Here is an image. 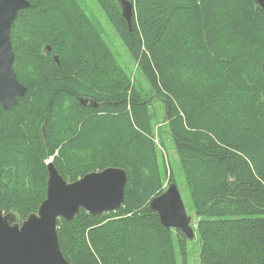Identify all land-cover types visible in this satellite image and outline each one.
<instances>
[{
    "label": "trees",
    "instance_id": "obj_1",
    "mask_svg": "<svg viewBox=\"0 0 264 264\" xmlns=\"http://www.w3.org/2000/svg\"><path fill=\"white\" fill-rule=\"evenodd\" d=\"M27 1L10 30L26 92L11 109L0 105V209L18 222L37 211L49 158L69 182L120 167L127 182L116 211L80 208L57 221L63 256L69 264H188L187 237L148 206L165 189L155 97L196 215L198 264H264V7L129 0V29L116 0H95L154 91L146 97L77 0ZM81 96L98 107L80 105ZM170 183L178 185L174 173Z\"/></svg>",
    "mask_w": 264,
    "mask_h": 264
},
{
    "label": "water",
    "instance_id": "obj_2",
    "mask_svg": "<svg viewBox=\"0 0 264 264\" xmlns=\"http://www.w3.org/2000/svg\"><path fill=\"white\" fill-rule=\"evenodd\" d=\"M116 1L131 29L132 2ZM256 1L264 7V0ZM29 5L27 0H0V105L6 110L16 105L26 92L13 70L10 30L18 11ZM50 50L49 45L43 47L47 54ZM53 59L58 65L56 54ZM78 99L82 106L98 107L97 101L88 96ZM41 129L44 132L43 127ZM46 169V194L36 212L18 222L16 213L0 209V264H69L59 248L57 221L60 218L73 220L80 208L94 215L116 211L123 203L127 182L123 168L109 166L90 171L71 182L58 173L52 159L46 160ZM148 206L157 213L163 227L179 229L185 237L193 239L191 216L187 214L176 183L168 184L165 190L152 197Z\"/></svg>",
    "mask_w": 264,
    "mask_h": 264
},
{
    "label": "rangeland",
    "instance_id": "obj_3",
    "mask_svg": "<svg viewBox=\"0 0 264 264\" xmlns=\"http://www.w3.org/2000/svg\"><path fill=\"white\" fill-rule=\"evenodd\" d=\"M77 1L81 6L82 11L88 15L87 17H90L98 30L101 32L107 46L114 53L113 55L119 65L122 66L130 74V76L132 75V82L137 88V91L140 90L142 92V96L146 97L150 96L151 93L154 95V91L152 92L146 81V78L136 68V62L134 58L130 55L127 48L121 42L117 32L113 28V25L108 20L99 4L95 0ZM149 110L153 114V141L160 155V165L161 167L164 166L165 168V178L162 187H166L169 176L171 173H174L187 214L191 216V220L195 223L196 215L191 208L189 194L185 185V180L180 168V163L175 151L173 140L167 132H161L165 116L162 100L155 97L151 98L149 101ZM187 249L188 264H198L199 243L197 236H194L193 239H188Z\"/></svg>",
    "mask_w": 264,
    "mask_h": 264
},
{
    "label": "bare ground",
    "instance_id": "obj_4",
    "mask_svg": "<svg viewBox=\"0 0 264 264\" xmlns=\"http://www.w3.org/2000/svg\"><path fill=\"white\" fill-rule=\"evenodd\" d=\"M22 10V9H21Z\"/></svg>",
    "mask_w": 264,
    "mask_h": 264
}]
</instances>
